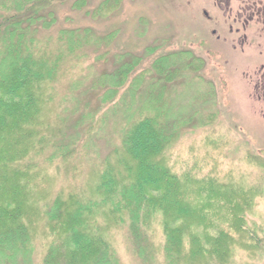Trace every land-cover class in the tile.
<instances>
[{
	"label": "trees",
	"instance_id": "obj_1",
	"mask_svg": "<svg viewBox=\"0 0 264 264\" xmlns=\"http://www.w3.org/2000/svg\"><path fill=\"white\" fill-rule=\"evenodd\" d=\"M67 1H0V264L35 263L31 231L41 219L54 240L41 264H118L108 234L121 226L134 253L152 263L147 240L152 222H159L163 232V264H222L236 248L261 251V241L248 228L251 191L173 173L163 152L176 134L159 114L139 118L143 108L130 114L128 100L144 82L145 72L159 85L142 97L160 102L161 89H166L161 82L169 83L175 69L179 73L190 68L192 63H180L179 55H158L142 70L143 59L131 57L112 74L91 80V90L98 94L95 111H104L101 121L119 115L127 123L106 159L98 164L93 158V138L99 136L91 127L95 111L69 112L62 106L63 97L57 98V86L86 64L89 52L84 49L98 53L97 45H108L115 33L99 38L90 28L57 27L53 10ZM74 7L83 10L86 0H75ZM115 8V0H106L91 16L105 18ZM194 62L199 65L198 59ZM71 89L77 90L76 85ZM152 106L160 112L159 104ZM68 112L79 114L69 134ZM124 155L133 167L125 165ZM82 161L98 164L93 177L97 183L88 194L93 199L83 201L82 195L67 196L61 189L52 199L51 191L35 193L45 167L57 174L72 169L81 179ZM193 183L200 185L196 192L190 190Z\"/></svg>",
	"mask_w": 264,
	"mask_h": 264
},
{
	"label": "rangeland",
	"instance_id": "obj_2",
	"mask_svg": "<svg viewBox=\"0 0 264 264\" xmlns=\"http://www.w3.org/2000/svg\"><path fill=\"white\" fill-rule=\"evenodd\" d=\"M105 1L86 0V7L79 10L74 7L75 0H70L56 5L53 10L57 27L90 28L99 38L115 33L108 45H97L98 53L92 54L89 48L84 49L89 52L86 64L58 84L57 98L63 97V108L69 112L74 109L73 113L77 109L94 113L98 108V94L92 92L91 80L103 73L112 74L121 62H128L131 57L143 59L140 70L148 67L156 56L169 53L179 55V62L184 65L191 62L190 68L179 73L175 69L169 83L161 82L166 89H161L164 94H161L160 102L143 99L149 88L157 91L159 85L153 74L145 72L142 75L145 76L144 82L136 87V94L128 100L130 114L138 113L141 108L139 118L159 114L161 122L164 121L170 132L176 134L163 152L165 165L173 173L195 179H214L229 188L251 191L253 202L247 214L248 228L254 238L261 241L258 245L261 251L236 248L232 258L222 264H264V104L258 101L260 90L255 89L260 62L252 64L249 61L257 56L263 45L258 40L259 48L255 41L245 48L244 54H240L238 48L234 51L228 44L217 42L215 37H224L227 31L226 26L218 28L204 17L206 12L215 22L222 23L221 14L212 6L213 0H115L116 8L105 18H92L91 12ZM85 11L91 14L86 15ZM212 29L217 30L216 36L211 35ZM154 47L159 48L148 55V50ZM105 52L108 54L103 57ZM195 59L199 60V65L193 63ZM10 62L7 61L5 66ZM140 70L137 74L142 72ZM73 85L77 90L71 89ZM86 89L90 91L85 92ZM153 104L161 106L160 112ZM69 112L68 134L73 132L72 126L79 115L70 116L73 113ZM103 113L95 111L91 121L93 131L99 132V136L93 138L95 148L90 150L96 154L93 158L98 164L106 159L112 144L118 140L117 132L127 124L119 115L103 123ZM124 158L125 165L133 167L125 155ZM95 166L80 162L84 170L81 179L72 169L68 172L62 169L57 174L53 167H45L41 173L43 178L40 174L42 180L35 184V193L51 191L52 199L61 189L67 196L80 194L83 201H89L93 198L88 194L97 183L93 179ZM121 170L116 169V172ZM193 184L190 190L196 192L200 185ZM46 224L41 219L31 231L34 264H41L54 242ZM108 235L117 253L118 264H163L164 238L159 222H152L150 239H147L151 241L154 253L152 263L134 253L124 227H112ZM252 252L254 256L250 254ZM218 262L208 264H221Z\"/></svg>",
	"mask_w": 264,
	"mask_h": 264
},
{
	"label": "flooded vegetation",
	"instance_id": "obj_3",
	"mask_svg": "<svg viewBox=\"0 0 264 264\" xmlns=\"http://www.w3.org/2000/svg\"><path fill=\"white\" fill-rule=\"evenodd\" d=\"M212 6L221 14L222 23L215 22L204 12L206 21L218 28L226 26L227 31L224 37H220L216 36V29L211 30L217 42L228 44L234 51L238 48L240 54H244L245 48L252 46L255 41L258 44L259 40L263 45L257 56L249 61L252 64L260 62L255 89L260 90L258 101L264 104V0H213ZM261 44H258L259 48Z\"/></svg>",
	"mask_w": 264,
	"mask_h": 264
}]
</instances>
